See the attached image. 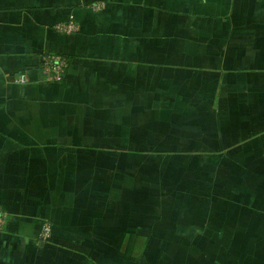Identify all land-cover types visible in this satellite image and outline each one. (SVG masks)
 Masks as SVG:
<instances>
[{"label": "crops", "instance_id": "1", "mask_svg": "<svg viewBox=\"0 0 264 264\" xmlns=\"http://www.w3.org/2000/svg\"><path fill=\"white\" fill-rule=\"evenodd\" d=\"M96 3L104 7L95 10ZM71 17L76 31L55 28ZM158 31L164 41L159 56H184L179 60L206 66L193 73L171 61L174 57L147 65L148 83L157 85L156 76L170 83L184 77L192 83L187 87L207 88L208 79L218 78L221 112L241 111L247 103L254 133H263L248 147L246 174L252 204H263L262 215L249 209V237L264 250V0H0V210L7 216L0 264H71L64 244L75 247L78 231L74 224L65 227L73 223L66 215L74 196L61 175L79 168L75 157L92 153L93 159L103 151L92 147L89 136L99 139L95 126L117 115L105 94L113 86H121L117 93L139 87V40L155 38ZM50 53L73 58L61 81L43 74ZM227 56L234 62L231 70L222 63ZM20 75L27 76L26 84L14 82ZM225 75L230 77L224 80ZM193 76L202 84H193ZM235 122L228 131L242 139L238 144L249 142L238 118ZM46 222L52 228L48 239L40 235Z\"/></svg>", "mask_w": 264, "mask_h": 264}, {"label": "rangeland", "instance_id": "2", "mask_svg": "<svg viewBox=\"0 0 264 264\" xmlns=\"http://www.w3.org/2000/svg\"><path fill=\"white\" fill-rule=\"evenodd\" d=\"M163 44L160 31L155 38L142 36L139 87L127 86L117 93L121 86H113L104 98L117 107L112 109L117 115L108 124L95 126L99 139L89 136L92 147L103 151L93 159L92 153H82L74 159L79 168L61 175L64 187H71L74 196L72 210L66 215L73 223L65 222V227L74 224L78 231L72 237L77 245L65 246V260L70 259L71 264H263L262 244L253 246L249 237L250 211L224 199L250 197L248 147L260 141L263 133H254L247 103H242L241 111L221 112L214 77L208 79L207 88L185 87L192 83L190 78L181 80L183 77L181 82L177 78L149 85L147 65L167 64L174 57L171 61L182 64L183 69L205 70L203 61L189 63L179 60L184 56H159ZM220 45L226 49L227 44ZM205 57L215 56L200 58ZM222 63L228 70L234 65L231 56ZM192 80L202 84L194 76ZM237 118L251 144L246 140L238 144L242 139L228 131L236 127ZM85 144L81 142V146ZM61 158L57 154V161ZM197 169L203 171L199 182L203 190L207 193L212 184L221 194L212 213L203 208V197L190 201L198 184L194 178Z\"/></svg>", "mask_w": 264, "mask_h": 264}, {"label": "built area", "instance_id": "3", "mask_svg": "<svg viewBox=\"0 0 264 264\" xmlns=\"http://www.w3.org/2000/svg\"><path fill=\"white\" fill-rule=\"evenodd\" d=\"M103 7V3H96V5L93 4V8L95 10H101ZM55 28L60 32L72 33L77 30V24L74 18L71 17L68 21L57 24ZM66 67L67 62L63 56L59 54L50 53L44 57L42 70L47 80L59 81L64 77ZM15 82L18 84H26L28 82V78L26 75H20L18 77H15ZM6 222V214L0 210V230L4 228ZM51 229V224L46 222L42 226L40 233L41 237L44 239L50 238Z\"/></svg>", "mask_w": 264, "mask_h": 264}, {"label": "trees", "instance_id": "4", "mask_svg": "<svg viewBox=\"0 0 264 264\" xmlns=\"http://www.w3.org/2000/svg\"><path fill=\"white\" fill-rule=\"evenodd\" d=\"M63 57L66 59L67 63L72 62V59H73L72 57H70V56L69 57L63 56ZM67 69H68V66L65 69V73H66ZM159 75L162 76L163 74H159ZM200 77H201V79H203L204 76H200ZM222 77H220V78L222 79ZM224 77H226L228 79L229 75H225ZM160 78L161 77H157V76L155 78H153L154 79V84H157L161 80ZM216 79H218V78H216ZM210 155H212V154H210ZM219 160H220L219 163L221 164V162H223L222 155L219 157ZM196 174L197 175L194 176V178L196 179L195 182L198 183V184H196V186H195V188H196L195 189V192L190 195V201L192 199L193 200H195V199H198L199 200V197H203L204 198V203H205L203 208L206 209L208 212L212 213L214 211L213 210L214 207L217 205V202H218L217 197H219L218 195H221V194L215 192L216 187L214 185H212V184L210 186V190L206 193L203 190V189H205V187L202 186L203 184L199 183L200 181H203V179H201L202 174H203V171L197 169ZM215 180H216V177L213 178V182H215ZM197 185H201V186L197 188ZM235 197H238V198L236 199ZM224 199H225V201L229 205H236V206L238 205L239 208H243V209H246V210H249V209L252 208L253 209V210L251 209L252 212L261 213V215H262V212H263V204L261 202H259V203L255 204V206H254L252 204L253 201H254V199H253V197H249V195H243V196L237 195V196H232L230 198L224 197ZM67 245L68 244L66 242L64 244V248Z\"/></svg>", "mask_w": 264, "mask_h": 264}]
</instances>
